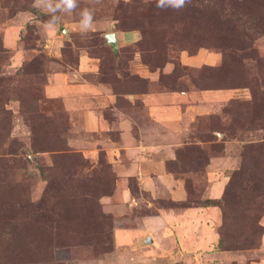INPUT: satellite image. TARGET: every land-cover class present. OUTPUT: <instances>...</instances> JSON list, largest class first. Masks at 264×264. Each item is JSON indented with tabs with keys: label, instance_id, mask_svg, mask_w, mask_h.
<instances>
[{
	"label": "rangeland",
	"instance_id": "374dc122",
	"mask_svg": "<svg viewBox=\"0 0 264 264\" xmlns=\"http://www.w3.org/2000/svg\"><path fill=\"white\" fill-rule=\"evenodd\" d=\"M94 13L0 0V264H264V0Z\"/></svg>",
	"mask_w": 264,
	"mask_h": 264
},
{
	"label": "clouds",
	"instance_id": "9594fccd",
	"mask_svg": "<svg viewBox=\"0 0 264 264\" xmlns=\"http://www.w3.org/2000/svg\"><path fill=\"white\" fill-rule=\"evenodd\" d=\"M101 2L102 0H89V6L81 8L79 0H32V8L48 17L43 25L46 30L56 27L61 19V14H75L78 18V32L80 35H85L94 28V6ZM191 2L192 0H156V7L179 11Z\"/></svg>",
	"mask_w": 264,
	"mask_h": 264
},
{
	"label": "water",
	"instance_id": "95a60500",
	"mask_svg": "<svg viewBox=\"0 0 264 264\" xmlns=\"http://www.w3.org/2000/svg\"><path fill=\"white\" fill-rule=\"evenodd\" d=\"M106 39H107L108 44L113 46L114 48H116L118 46L119 41H118L117 35L115 33L108 34L106 36ZM144 242H145V244H152L153 239L151 236H148V237H146Z\"/></svg>",
	"mask_w": 264,
	"mask_h": 264
},
{
	"label": "trees",
	"instance_id": "16d2710c",
	"mask_svg": "<svg viewBox=\"0 0 264 264\" xmlns=\"http://www.w3.org/2000/svg\"><path fill=\"white\" fill-rule=\"evenodd\" d=\"M211 202H212V201H211ZM211 202H210V203H211ZM212 203H213V202H212ZM212 203H211V204H212ZM203 205H204V206H209V203L206 201ZM220 237H221V235H220ZM223 244H224V242L221 240L220 243H219V245H218V247L220 248V250H221L222 247H224ZM143 245H144L143 243L140 244V246H143ZM144 246H145V245H144Z\"/></svg>",
	"mask_w": 264,
	"mask_h": 264
}]
</instances>
